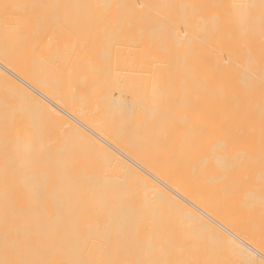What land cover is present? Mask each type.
Returning a JSON list of instances; mask_svg holds the SVG:
<instances>
[{
    "label": "bare ground",
    "instance_id": "obj_1",
    "mask_svg": "<svg viewBox=\"0 0 264 264\" xmlns=\"http://www.w3.org/2000/svg\"><path fill=\"white\" fill-rule=\"evenodd\" d=\"M155 2L60 6L0 40V264H264L250 229L264 111L225 115L239 124L220 161L215 109L264 86V0Z\"/></svg>",
    "mask_w": 264,
    "mask_h": 264
},
{
    "label": "rangeland",
    "instance_id": "obj_2",
    "mask_svg": "<svg viewBox=\"0 0 264 264\" xmlns=\"http://www.w3.org/2000/svg\"><path fill=\"white\" fill-rule=\"evenodd\" d=\"M100 1L101 0H0V40L4 37L6 38L12 35L10 30L13 24L19 25L23 31V25L26 27L30 25L29 29L31 31L38 32L43 25H48L55 20L57 7L71 5L93 6L101 4L99 3ZM104 1L108 2L107 4L120 6H138L141 2V0ZM155 1L156 4L181 5L209 4L207 3L208 1L213 3L214 0ZM7 84L8 83L5 80L0 79V126H7L5 127L6 130L4 127H0V131L2 130V132H0V193L4 194L1 196L2 198H7L10 181V178L8 177V172L10 171V168H8L10 165V160H8L10 150L8 117L11 115V113L9 110L10 90H8L9 84ZM221 92L222 94H225L232 92V90L222 89ZM250 96V104H247L241 103V100L235 96L222 95L220 102L215 106V109L220 111V113H218L221 130L220 138L223 139L219 145L220 161H222L223 158H227L225 156V146L223 144L224 139L228 136L232 138L235 135L239 124L237 120H226L225 115L234 114L236 110L238 113H241L242 111H250V109H254L255 111H264V86L261 88L253 87L250 89ZM120 97L118 98L119 100ZM121 100L123 99L121 98ZM124 101L126 100H123V102ZM27 113H29L33 118L45 117L41 113H36L34 110H29ZM208 118V109L206 108V122L208 121ZM261 127V133L257 135L258 139L256 138L257 140L255 139V144L251 145L252 163H250V229H256L260 232H264V121L262 122ZM227 130H229V134H227ZM207 149L208 142L206 141V152ZM211 242L216 243L214 241Z\"/></svg>",
    "mask_w": 264,
    "mask_h": 264
}]
</instances>
